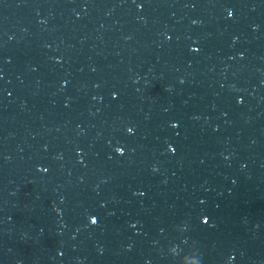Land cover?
Listing matches in <instances>:
<instances>
[{"label": "water", "instance_id": "95a60500", "mask_svg": "<svg viewBox=\"0 0 264 264\" xmlns=\"http://www.w3.org/2000/svg\"><path fill=\"white\" fill-rule=\"evenodd\" d=\"M0 264H264V0H0Z\"/></svg>", "mask_w": 264, "mask_h": 264}, {"label": "snow or ice", "instance_id": "6c2138e0", "mask_svg": "<svg viewBox=\"0 0 264 264\" xmlns=\"http://www.w3.org/2000/svg\"><path fill=\"white\" fill-rule=\"evenodd\" d=\"M137 7H141V5L137 4ZM232 15H233V13H232ZM193 51H196V49H193ZM176 126H177V125H176L175 123H173V124L171 125V127H173V128H175ZM127 131H128V133H132V132H133V128L129 127V128L127 129ZM119 149H121V148H120V147H117V148L115 149V151H116V150H119ZM169 151H174V149L171 148V147H169ZM116 153H117V151H116ZM122 154H123V151H122ZM90 218H91V216L88 218L90 224H93V225H94V224L97 223V219H96V218H95L94 221H92Z\"/></svg>", "mask_w": 264, "mask_h": 264}, {"label": "clouds", "instance_id": "9594fccd", "mask_svg": "<svg viewBox=\"0 0 264 264\" xmlns=\"http://www.w3.org/2000/svg\"><path fill=\"white\" fill-rule=\"evenodd\" d=\"M228 16L231 17L232 16V11L231 10H228ZM118 154H122V149H119V150H116ZM92 221L95 220V217H91L90 218Z\"/></svg>", "mask_w": 264, "mask_h": 264}]
</instances>
